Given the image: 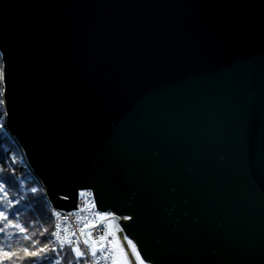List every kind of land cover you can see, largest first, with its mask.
<instances>
[{
    "label": "water",
    "instance_id": "1",
    "mask_svg": "<svg viewBox=\"0 0 264 264\" xmlns=\"http://www.w3.org/2000/svg\"><path fill=\"white\" fill-rule=\"evenodd\" d=\"M0 58L54 210L92 192L146 264H264V0H0Z\"/></svg>",
    "mask_w": 264,
    "mask_h": 264
},
{
    "label": "trees",
    "instance_id": "2",
    "mask_svg": "<svg viewBox=\"0 0 264 264\" xmlns=\"http://www.w3.org/2000/svg\"><path fill=\"white\" fill-rule=\"evenodd\" d=\"M4 96L0 58V264H73L70 252L53 243L54 216L40 184L3 131ZM41 248L46 250L40 252ZM25 249L40 255H29Z\"/></svg>",
    "mask_w": 264,
    "mask_h": 264
},
{
    "label": "built area",
    "instance_id": "3",
    "mask_svg": "<svg viewBox=\"0 0 264 264\" xmlns=\"http://www.w3.org/2000/svg\"><path fill=\"white\" fill-rule=\"evenodd\" d=\"M47 202L54 216L53 243L57 248L70 252L73 264H117L120 257L136 264L128 248V240L120 225L112 219L115 216L110 212L102 214L97 211L92 192L83 191L82 195H78V210L71 213L55 211ZM101 237L104 239L101 240ZM69 240L73 242L71 245ZM76 247L84 253L83 256L77 255ZM93 251L95 255H92Z\"/></svg>",
    "mask_w": 264,
    "mask_h": 264
},
{
    "label": "rangeland",
    "instance_id": "4",
    "mask_svg": "<svg viewBox=\"0 0 264 264\" xmlns=\"http://www.w3.org/2000/svg\"><path fill=\"white\" fill-rule=\"evenodd\" d=\"M55 211H59V210H55ZM127 245H128V248H129V250L131 251V253H132L133 257H134V260H135L136 264H146V263H144L142 261L141 257L139 256L137 248L134 245V243H132L131 241H128ZM117 264H130V263H129V261L126 258L120 257L118 259Z\"/></svg>",
    "mask_w": 264,
    "mask_h": 264
},
{
    "label": "snow or ice",
    "instance_id": "5",
    "mask_svg": "<svg viewBox=\"0 0 264 264\" xmlns=\"http://www.w3.org/2000/svg\"><path fill=\"white\" fill-rule=\"evenodd\" d=\"M5 219H7V217H5ZM13 227H19L18 225H13ZM20 231H23V229L21 228ZM58 235V234H56ZM104 237H101V240H103ZM73 242L71 240L68 241V244L71 245ZM87 243V241H86ZM46 249L45 248H41L40 249V252H44ZM75 252L77 253L78 256H83L84 253L80 251L79 247H76L75 249ZM25 252L28 253V250L25 249ZM40 252H33V253H28L29 255H32V256H39L40 255ZM5 255L7 256V253H5ZM92 255H95V251H93Z\"/></svg>",
    "mask_w": 264,
    "mask_h": 264
},
{
    "label": "bare ground",
    "instance_id": "6",
    "mask_svg": "<svg viewBox=\"0 0 264 264\" xmlns=\"http://www.w3.org/2000/svg\"><path fill=\"white\" fill-rule=\"evenodd\" d=\"M82 193H83V192H81V193H80V194H78V195H82Z\"/></svg>",
    "mask_w": 264,
    "mask_h": 264
}]
</instances>
